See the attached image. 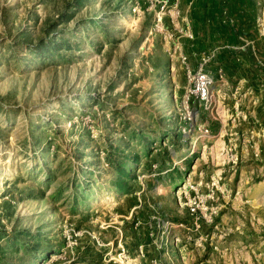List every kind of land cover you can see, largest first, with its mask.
Returning a JSON list of instances; mask_svg holds the SVG:
<instances>
[{"label": "rangeland", "instance_id": "1", "mask_svg": "<svg viewBox=\"0 0 264 264\" xmlns=\"http://www.w3.org/2000/svg\"><path fill=\"white\" fill-rule=\"evenodd\" d=\"M72 2L0 0V264H105L109 252L114 260L107 264H118V245L134 259L144 244L143 223L154 216L190 227L186 208L177 204L185 200L176 195L221 170L218 216L212 224L199 221L198 231L212 236L216 251L229 248L239 257L251 242L243 230L264 229V140L256 144L257 158L246 142L252 119L264 127V76L254 89L245 79L217 81L210 70L214 102L194 109L212 137L195 141L187 131L192 114L184 109L178 59L188 33L185 3L82 0L72 11ZM61 13L71 19L57 35H46ZM20 31L28 45L55 37L69 50L37 59L16 45ZM253 48L264 64V41ZM200 63L186 54L190 70ZM207 63L202 70L209 72ZM229 143L236 145L234 172L221 166ZM120 155L128 157L124 165L133 177L127 195L114 188L108 163ZM205 194L200 187L196 197ZM234 201L257 220L246 207L232 210ZM133 218L141 223L136 229ZM183 232L172 227L167 239L196 249L198 237L189 233L185 240ZM152 234L151 240L163 239L157 227ZM167 250L164 259L176 261L174 249ZM151 251L142 250L136 264Z\"/></svg>", "mask_w": 264, "mask_h": 264}, {"label": "trees", "instance_id": "2", "mask_svg": "<svg viewBox=\"0 0 264 264\" xmlns=\"http://www.w3.org/2000/svg\"><path fill=\"white\" fill-rule=\"evenodd\" d=\"M185 3L186 28L191 38L185 37L182 53L194 55L197 59L209 57L206 62L209 71L213 73L220 69L227 79L234 82L245 79L250 88L257 87L264 76V66L256 60L255 50L251 49L258 41H264V36L257 39L255 19L257 17V0H182ZM82 0H73L68 5L72 11L79 7ZM68 11V10H67ZM72 13H61L50 23L46 35H57L54 30L68 22ZM16 45L23 46L27 52L37 59H46L56 55L61 50H69L63 41L54 38L38 39L34 45L26 44L25 33L20 31ZM245 42L251 45H245ZM244 46V49L238 47ZM116 153V152H114ZM121 161H110L114 167L116 179L114 188L121 194H130L131 187L127 181L133 179L131 172L125 168L126 156L120 155ZM118 158V157H117ZM136 159V157H133ZM136 218H133V220Z\"/></svg>", "mask_w": 264, "mask_h": 264}, {"label": "built area", "instance_id": "3", "mask_svg": "<svg viewBox=\"0 0 264 264\" xmlns=\"http://www.w3.org/2000/svg\"><path fill=\"white\" fill-rule=\"evenodd\" d=\"M136 1V0H134ZM258 7V15L255 19V27L258 37L264 36V4L258 1L256 3ZM135 11V9H133ZM158 17V22H159ZM186 21V20H185ZM188 29V28H187ZM187 38H191V35L188 31L186 34ZM250 43L245 42V45H248ZM251 45V44H250ZM242 48V47H240ZM179 62L183 65L185 70V78H186V88L184 92V109L188 114H192L191 117H187L186 122L188 125L187 131H191L195 136V141H207L212 136L210 134V130L208 129V126L204 123L197 122V110L194 109L196 105L200 106L203 105L204 109H208V107L214 102V95L211 92L212 84H213V77L210 72L203 71L202 66L209 60V57L202 58L201 63L196 68L195 71H192L189 69L188 65L186 64V57L184 54L179 50L178 54ZM264 66V64H261ZM215 76L217 78V81H223L224 74L220 69H217L215 72ZM189 107H191V110H188ZM239 113L235 111L234 113V119H238ZM232 119V122L234 121ZM251 128L247 131V143H251L255 147L252 149V157L257 158L259 155V150L256 146V144L259 141L264 140V127L257 119L251 120ZM223 128V126H222ZM182 134L185 133L184 128L181 130ZM225 135H227L225 133ZM237 136V134L230 133L228 136ZM234 140V139H233ZM237 161V151H236V145L229 143L225 151L223 152L222 156V163L221 166H227L228 170H231L232 172L235 171V165ZM223 173V170L220 172H215L211 174L206 181L202 182L199 181L195 186H192L188 183L187 187L183 188V192L180 191L176 198L179 200L180 198H183L185 201H177V204L180 206H184L188 212V215L191 217L192 223L191 226L188 227L186 225H183L182 223H178L173 225L167 220L159 219V217L152 216V221H154L155 226L160 229L161 235H163L160 238L159 241H157L156 236L153 238L152 246L156 251H161L160 257L151 258L148 260L147 264H171L170 260H165L164 255H168L167 247L170 245L172 249H175L178 253L180 251H184L186 248L185 244H182V240L179 239L176 236L170 237V239H167L169 231L172 227L181 228L185 232V240H190V236L188 235L191 232L197 231L200 228L199 221H202L203 223H213L212 217H215L217 215V212L219 210L217 202V197L215 196V191L219 188V182L221 181V174ZM200 187H203L206 191V194L202 198V200L198 199L196 197V193ZM192 191L194 192V195L190 197L188 195V192ZM207 202H210L211 204H207ZM207 218V219H206ZM151 224V223H150ZM139 225V222H135L134 226L136 227ZM149 237L152 239V227H149ZM71 233L73 232L71 229H69ZM211 237L205 236H198L196 239V247L201 248L202 245L209 241ZM186 243V241L184 242ZM210 243V241L208 242ZM211 245V243H210ZM119 246V252L116 254V263L118 264H136V260H139L140 258H143L142 253V247L140 246L138 248V253L134 259H130L127 257L124 249ZM212 248L215 250L216 247L212 246ZM107 256V260L104 261L105 264L108 262H113L114 257L111 256V253L105 254ZM139 264V263H138Z\"/></svg>", "mask_w": 264, "mask_h": 264}, {"label": "crops", "instance_id": "4", "mask_svg": "<svg viewBox=\"0 0 264 264\" xmlns=\"http://www.w3.org/2000/svg\"><path fill=\"white\" fill-rule=\"evenodd\" d=\"M258 1H260L261 3L264 4V0H257V2ZM257 13H258V10H257ZM255 29H256V27H255ZM260 38H262V37H258V35H257V39H260ZM244 202L247 204V201H244ZM207 204L210 205L211 203L207 202ZM241 204H242V202L234 201L230 208L232 210H237L239 208L246 207V205L241 206ZM221 207H223V205H221ZM246 210L248 211V215L250 216L249 218L253 219V217H254V220H257V216L255 217L256 214L254 215L252 212H250L248 207H246ZM261 214H262V212L260 211V215ZM217 216H218V213L215 216V219ZM190 219H191V217H190ZM136 221L139 222L138 220L134 219L133 225ZM261 221L264 223V218H262ZM140 224L141 223L139 222V225ZM139 225H137L136 227H138ZM142 226H143V230H144L143 231V236H144L143 242H144V244H139L138 246L139 247L141 246L142 250H145V248H151V250H152L151 253H148L145 256L146 260H144L143 264H147L149 259L155 258L157 255V253H154V251H153L154 248L151 244V239L149 237V230H150L149 227L150 228L152 227V229H153L155 226V223L152 220L146 221L145 223H143ZM262 226H264V225L262 224ZM136 227L133 226L134 229H136ZM191 233H193V236H195V238H197L198 236L201 235L198 230L191 232ZM184 234L185 233L183 232L181 238H183ZM243 235L247 239H250L251 242L243 247V248H246V250L242 253H239V257L235 254L234 251H232V253H230L229 248H227V249L222 248V249L216 251V249L214 250L211 247L210 243H204L201 248H196V249L195 248H190V249L186 248L184 251L183 250L180 251V253H178L174 249L171 252H174V254L176 255V261L173 259H170V262H171V264H174L173 261L176 264H264V229H261V228L259 230L244 229ZM210 237H212V236H210ZM182 242H183V240H182ZM225 250H227L228 253H225L226 252ZM143 257H144V255H143ZM219 258H221L222 260L219 261ZM238 259L242 260V262L239 263L237 261Z\"/></svg>", "mask_w": 264, "mask_h": 264}]
</instances>
